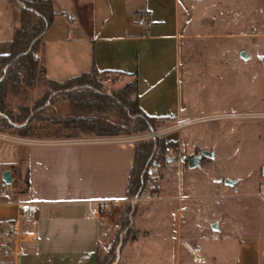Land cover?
<instances>
[{"label": "crops", "instance_id": "1", "mask_svg": "<svg viewBox=\"0 0 264 264\" xmlns=\"http://www.w3.org/2000/svg\"><path fill=\"white\" fill-rule=\"evenodd\" d=\"M50 2L55 15L38 53L47 81L64 83L92 69L128 76L136 74L139 108L144 115L157 122H174L179 129L194 121L188 107L191 86L181 71L189 31V5L183 0ZM17 14L10 0H0V56L9 52L18 27ZM143 15H148L151 23L147 35L137 24ZM68 17L73 20L69 21ZM251 37L255 47H264L260 41L255 42L260 39L256 34ZM241 38L248 39L245 35ZM257 61L256 74L253 72L257 81L253 77L252 86L257 87L259 101L261 58ZM217 116L212 115L210 120ZM164 137L177 143L176 157L201 156V151L195 153L196 148L186 142L182 149L171 134ZM9 138L0 135V189L5 187L4 172H9L11 179L6 186L11 190V197L0 198V232L8 223L19 220V205L34 204L37 210L31 219L19 225V230L29 237L24 253L1 264H97L99 251L111 243L119 227L117 218L127 199L133 164V143L96 142L98 139L44 143L27 139L19 143ZM210 154L211 158L206 160L214 158ZM233 181L235 185L239 182ZM193 188V185L180 188L185 195L180 198L190 200L188 195ZM258 188L259 192L264 191V174ZM255 197L264 200V192L244 196L248 200ZM90 200L113 202L112 214L91 218L86 205ZM249 202L243 204L241 211L244 206L250 208ZM181 203L166 200L160 208L164 212L167 204L180 206ZM187 206L183 204L186 209ZM259 211L264 220V207ZM162 217L163 222L170 219ZM175 218L173 227L178 237L183 227L178 213ZM236 264H264V224L257 225L251 235L239 238Z\"/></svg>", "mask_w": 264, "mask_h": 264}, {"label": "rangeland", "instance_id": "2", "mask_svg": "<svg viewBox=\"0 0 264 264\" xmlns=\"http://www.w3.org/2000/svg\"><path fill=\"white\" fill-rule=\"evenodd\" d=\"M12 1L19 12L21 0ZM183 2L189 5V31L181 71L191 86L188 107L194 121L181 129L174 122H158L152 132L159 133L157 137L171 134L182 149L186 142L196 148L195 153L207 151L214 158L199 162L193 170L187 166L190 156L167 155L170 161L158 163L160 188L146 187L147 174L143 191L125 200L114 239L99 251V264H236L239 238L251 235L257 225L264 224L259 211L264 200L244 198L264 192L258 188L264 174V115L259 114L264 112V47H255L251 37L256 34L260 39L255 42L264 46V0ZM258 58L262 66L259 101L257 87L252 86L253 77L257 81ZM97 80L102 93L124 86L132 90V79L128 77L104 75ZM48 90L43 81L33 86L19 84L6 98L7 118L22 109H27L32 117ZM66 95H52L37 113L39 119H31L23 129L9 127L0 117V135L19 143L27 139L39 143L104 139L63 128L62 122L72 114L74 102ZM103 115L111 122L116 119L112 111ZM212 115L219 118L210 120ZM152 132L112 138L135 144L153 139L148 137ZM227 179L239 182L230 188L224 186ZM192 185L188 195L191 199H181L185 195L180 188ZM153 193L157 196L153 197ZM166 200L189 207L167 204L163 212L160 204ZM248 201L250 208L244 206L241 211ZM177 213L183 227L178 237L173 227ZM163 215L170 218L168 222H163Z\"/></svg>", "mask_w": 264, "mask_h": 264}, {"label": "trees", "instance_id": "3", "mask_svg": "<svg viewBox=\"0 0 264 264\" xmlns=\"http://www.w3.org/2000/svg\"><path fill=\"white\" fill-rule=\"evenodd\" d=\"M13 6L15 1L10 0ZM21 8L17 14L18 27L10 42L9 52L0 56V117L3 123L16 129L26 128L31 119L37 116L47 101L53 95H66L74 101L72 114L67 117L62 126L91 137L112 138L121 135L143 134L155 131L157 120L144 115L139 108L137 76L122 73L100 72L92 69L89 73L67 80L64 83L47 81L43 62L34 59L42 49L45 31L54 18L50 0H21ZM114 75L132 79V90L126 86L119 90L102 93L98 76ZM45 82L48 92L38 101L30 117L27 109H22L16 116L7 118L6 98L10 91L16 90L21 83L33 86L38 82ZM73 91V93H69ZM131 95L133 98H131ZM112 111L116 115L114 122L109 121L103 113ZM36 115V116H35ZM39 119V118H38ZM134 145L133 164L129 174L127 198L138 196L144 188L148 169L167 160L166 148L174 153L178 148L176 142L167 141L164 136ZM205 158H201L200 162ZM27 185V182H26ZM99 264V256L97 257Z\"/></svg>", "mask_w": 264, "mask_h": 264}, {"label": "built area", "instance_id": "4", "mask_svg": "<svg viewBox=\"0 0 264 264\" xmlns=\"http://www.w3.org/2000/svg\"><path fill=\"white\" fill-rule=\"evenodd\" d=\"M69 21H72V17H68ZM144 30V34L147 35L150 28L149 16L143 15L137 23ZM34 59H39L38 54H34ZM159 133L152 132L149 134V138L157 137ZM94 141V140H93ZM96 142H123V140L108 138L98 139ZM165 153L167 155L175 156L176 153L171 148H166ZM159 167L156 165L151 166L148 169V178L146 180V187L160 188V172ZM153 197H156L154 193ZM11 197V190L6 186L0 189V198L9 199ZM88 212L91 218L97 219L100 216H110L113 211V202L105 200H90L86 202ZM37 210V206L34 204H21L19 205V220L10 222L0 232V264L5 260H15L24 253V244L29 241L27 234L19 230V225L22 222L28 221L34 215Z\"/></svg>", "mask_w": 264, "mask_h": 264}, {"label": "water", "instance_id": "5", "mask_svg": "<svg viewBox=\"0 0 264 264\" xmlns=\"http://www.w3.org/2000/svg\"><path fill=\"white\" fill-rule=\"evenodd\" d=\"M241 56H242V57H245L244 54H241ZM201 158H211V154L208 153V152H203V153L201 154V156H199L198 158H191V159L188 161V163H187L188 168H189V169H194V168H196V167L199 165V162H200ZM168 161H170V159H168ZM2 182H3V184H4L5 186L10 185V183H11V179H10V177H9V172H4V174H3V176H2ZM235 183H236V181L228 180V179L224 181V184H225L226 186H229V187L234 186ZM212 227H213V229H216V226H215V225H213Z\"/></svg>", "mask_w": 264, "mask_h": 264}]
</instances>
